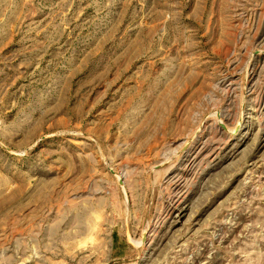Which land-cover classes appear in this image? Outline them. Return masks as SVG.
Here are the masks:
<instances>
[{
	"label": "rangeland",
	"instance_id": "obj_1",
	"mask_svg": "<svg viewBox=\"0 0 264 264\" xmlns=\"http://www.w3.org/2000/svg\"><path fill=\"white\" fill-rule=\"evenodd\" d=\"M0 264H264V0H0Z\"/></svg>",
	"mask_w": 264,
	"mask_h": 264
}]
</instances>
